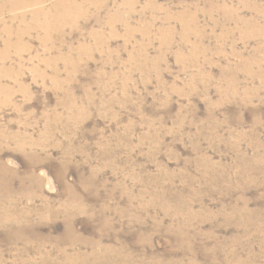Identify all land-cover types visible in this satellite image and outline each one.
I'll return each mask as SVG.
<instances>
[{
	"label": "rangeland",
	"instance_id": "obj_1",
	"mask_svg": "<svg viewBox=\"0 0 264 264\" xmlns=\"http://www.w3.org/2000/svg\"><path fill=\"white\" fill-rule=\"evenodd\" d=\"M57 1L0 0V264H264V0Z\"/></svg>",
	"mask_w": 264,
	"mask_h": 264
},
{
	"label": "bare ground",
	"instance_id": "obj_2",
	"mask_svg": "<svg viewBox=\"0 0 264 264\" xmlns=\"http://www.w3.org/2000/svg\"><path fill=\"white\" fill-rule=\"evenodd\" d=\"M17 1L18 0H12V2L10 3L11 4V6L12 5H15L16 3H17ZM20 1V0H19ZM36 1H38V0H36ZM66 2H68L67 0H66ZM75 2V1H74ZM71 3H73V1L71 2ZM70 5V4H69ZM77 5V4H76ZM75 6V5H74ZM78 6V5H77ZM53 7L55 8V9H61L62 7H65V3H64V0H59V1H57V2H55L54 4H53ZM67 7V6H66ZM70 7H73V5L72 6H70ZM75 8H73L72 10H74ZM78 9V8H77ZM69 12H71V11H69ZM63 13V12H62ZM67 13V12H66ZM66 13H64V14H66ZM68 14V13H67ZM75 14V13H74ZM69 15V14H68ZM70 15H71V13H70ZM69 15V16H70ZM63 16V15H62ZM71 17V16H70ZM73 18H74V16H73ZM0 211H2V210H0ZM10 217V216H9ZM8 217V218H9Z\"/></svg>",
	"mask_w": 264,
	"mask_h": 264
}]
</instances>
